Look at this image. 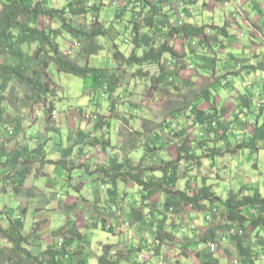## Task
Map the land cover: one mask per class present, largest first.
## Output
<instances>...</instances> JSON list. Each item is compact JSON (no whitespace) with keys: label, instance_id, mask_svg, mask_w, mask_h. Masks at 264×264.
I'll return each instance as SVG.
<instances>
[{"label":"rangeland","instance_id":"374dc122","mask_svg":"<svg viewBox=\"0 0 264 264\" xmlns=\"http://www.w3.org/2000/svg\"><path fill=\"white\" fill-rule=\"evenodd\" d=\"M149 1L85 0L84 6L88 9L86 14L67 15L73 29L82 32L91 31L97 26L106 29V35L94 38V47H101L96 54L87 55L86 49L93 45L88 44L82 36H73L67 28L62 29L55 38L60 45V53L78 65L87 64L109 72L115 71L119 80L118 87L112 93L104 87H95L91 77L59 72L54 64L50 65V86L44 93L16 84L15 81L7 84L0 75V84L6 87L5 94L8 95L9 90L14 89V94L10 96L12 105L7 112L8 122L0 126V149L3 146L5 150L15 152L24 146L36 149L43 145L48 158L63 159L68 166H71L70 163L75 165L66 169L62 165L47 164L39 172V160L32 156L35 160L29 163L25 188L17 189L19 192L15 191L9 179L0 177V210L9 211L12 217L23 219L25 234H32L34 228L37 230L34 232L36 236L31 239L33 243L29 245L35 254L57 244V239L50 233L51 229L75 222L85 235L82 242L84 252L81 256L69 257V264L80 259H85L88 264H97L106 245H109L110 256L118 259L120 254H125L130 248L129 243L142 245L130 264H204L209 259L215 260L214 264L236 263V248L227 235L228 227L221 205L217 207L215 219L206 220L203 212L190 207H185L184 211L177 214L162 206L163 194L157 192L145 199L138 184L122 178L113 184L112 178L105 175L103 169L113 172L117 164L136 165L146 152L147 142L151 145V142H157L159 147L152 150L144 164H158L161 157L165 161L174 159L177 156V143L181 142L185 134L196 141L197 136H203L199 132L202 131L208 136V142L213 144L205 141L207 147L198 150L202 152L200 159H192L188 163L181 161L177 186L184 188L187 180L191 181L192 187L199 186L203 181L211 182L213 191L224 198L232 187L237 190L246 185L259 189L264 195V148L256 150L249 147L224 156L213 153L216 150L212 148L213 145L222 147L229 143L232 147L242 143L250 137L246 132L247 127L251 131L253 129L248 125L237 128L235 132L236 121H217L222 130L228 129V141H220L215 135H208L203 126H192L193 118L189 117V108L194 103L201 107L212 105L202 100L205 90L211 92V101L221 104L231 91L237 90V94L239 89L245 88V82L253 83L248 89L258 85L260 78L252 73L251 68L248 70L250 66L243 60L245 56L255 58V54H259L262 60L264 39L256 40L245 24L239 26L236 21L223 22L224 7L206 10L205 6L209 7L207 1L196 9L198 0H186L187 18L184 20L192 19L193 22L212 26L207 38L198 39L192 44L182 35L170 37L164 26L175 24L172 15L177 12L178 0H162L156 14L151 10L154 0ZM225 1L217 0L216 4L225 5ZM53 3L63 8L66 0H53ZM146 18L152 20L153 25L148 23L147 27L141 26ZM157 20L161 21L162 28L157 27ZM136 23H139L140 33L150 32L156 47L168 41L185 57L177 64H164L165 70L170 72L169 84L156 81L160 72L155 64L128 66L122 57H115L116 51L125 57L130 55ZM229 23L232 26L231 36L224 38L219 27L225 25L228 28ZM259 23L264 25V14ZM45 25L54 29L61 27L59 23L50 21ZM256 30L260 32L259 28ZM250 38L257 41L259 47L248 48V54H243L238 45L232 48L225 46L226 41L247 44ZM74 41L79 42L80 46L68 54L67 50ZM36 47V44L24 45L22 49L32 54ZM142 51L143 48L138 51V55ZM229 51L234 53V58L230 57ZM185 62L194 63L195 68L188 69ZM28 75L32 77L33 72L29 71ZM259 95V98L256 94L254 96L256 104L260 102L264 105V96L262 93ZM232 98L233 94L230 100L235 104L232 110L236 113L240 106L235 100L236 96ZM53 111H56V116H52ZM87 115L97 118L91 120ZM173 125L177 131L185 130L183 136H175ZM8 128L13 129L14 134L5 137ZM69 174L71 178L66 180ZM102 221L111 226L112 231L103 230ZM0 222L4 226L8 225L5 220ZM159 227L172 237L162 242L155 240L153 245H147L150 244L148 242H154V232ZM209 228L217 229L218 239L214 241L216 247L213 251L208 242L201 240ZM250 229L247 231L252 236L255 264H264V242L260 241V238L264 239V229Z\"/></svg>","mask_w":264,"mask_h":264},{"label":"trees","instance_id":"16d2710c","mask_svg":"<svg viewBox=\"0 0 264 264\" xmlns=\"http://www.w3.org/2000/svg\"><path fill=\"white\" fill-rule=\"evenodd\" d=\"M148 2L150 3L149 0ZM153 2L151 10L156 14L159 3L162 0H154ZM84 3L85 0H66L65 6L58 8L53 3V0H0V58L3 59V62L0 63V75L3 76L5 83L9 84L15 81L16 84L27 86L30 89L36 88L37 92L44 93L50 86V65L54 64L59 72L83 78L91 77L94 81V86L97 88L104 87L111 93L116 90L119 77L115 71L109 72L107 69L92 67L87 64L84 66L78 65L75 61L60 53V45L55 40L62 29L65 28L75 37L82 36L90 45H93L95 36L106 35L107 31L102 26H97L91 31L85 32L70 27L66 16L86 14L88 9L85 8ZM183 5H187L186 0L177 1V12L173 15L176 20L178 11L184 9ZM93 8L96 7L93 6ZM47 21L55 24L59 23L61 25L60 29L46 27ZM148 23L153 25V21L146 18L141 26L147 27ZM137 24L139 25V23L134 25V45L130 55L125 57L121 52L116 51L114 53L115 57L117 59L122 57L128 66H141L144 63H153L160 72L156 81L158 83L166 81L165 85L169 84L170 72L165 70L166 66L164 64L173 59H175L177 64L182 61L183 56L168 41L160 43L156 47L152 36L140 33V28ZM157 27L162 28L160 20H157ZM211 28L212 26L207 24L194 25L185 22L182 25L164 26L166 33L170 37L182 35L192 42H196L198 39L205 40ZM219 32L227 37V26L219 27ZM32 44L37 46L32 54L22 49V46ZM94 46H89L86 49L87 55L96 54L101 49V47ZM141 48H143V51L138 55V51ZM164 57L167 58L164 59ZM33 65L36 67H32ZM193 65L195 66L194 63ZM251 67L264 71V60L259 61L256 65H251ZM29 71L33 72L32 77H29ZM219 81L221 84L223 83V81ZM5 89L6 87L0 84V126L8 122L7 116L9 113L7 112H9L8 108L12 105L10 96L12 97L14 94L13 88L9 90L8 95L5 94ZM202 97V100L209 101L212 105L207 109H203L197 103L190 106L189 117L193 118L192 126L201 125L208 135L213 134L220 141H228V129L222 130L220 123H217V121H222L223 109L219 113L216 107L217 102L211 101L212 94L209 90H205ZM243 97L245 100L241 101L243 107L238 110L239 114L253 113L256 120L263 117L264 105H260L258 109L255 108L257 110L255 112L251 110L252 96L245 94ZM253 124V134L248 139H244L242 143L232 147L229 143L224 144V147L213 145L214 147L212 148L216 150L213 153H217L218 156H224L228 153H238L244 148L254 147L256 150L259 147L264 148V121L260 126L256 122ZM173 129L175 130L176 126ZM10 130L13 129L8 128L6 135ZM175 132V136H183L182 133L185 130H175ZM199 132L203 136H198L196 141L191 139L188 134H185L181 142L177 143V156L174 159L165 161L161 157L158 159L160 161L158 164H144V160L150 156L152 150L159 147L156 145L158 144L157 142H151L152 145L147 142L146 152L136 165L123 166V164H117L113 172L105 168L103 169L104 173L112 178L111 182L113 184L119 178L124 181L135 182L140 186L145 199L157 192L163 194L162 206L166 209L170 208L171 211L173 210L177 214L184 211L185 207H190L196 211L203 212L204 215H209L210 219L212 217L215 219L218 215L217 207L221 205L225 216V224L228 227L227 235L236 248L235 264L237 262L239 264H255L256 256L255 252H253L252 236L247 230L249 228H251L250 230L264 229V195L261 194L259 189L242 185L237 190H229L227 196L222 198L213 191L212 185L206 183V181L201 182L197 187H192L190 180H187L184 188L177 186L181 161L188 163L192 159H200L202 154H197L195 146H197V149H205L207 147L205 141L208 143V139L204 138L206 135L202 131ZM1 147L0 177L4 176L9 179L13 183L16 192H19L17 189L24 190L25 188L29 163L35 160L32 156H36L37 160H39V172L47 164L62 165L66 169L75 166L73 163L68 166L63 159L53 160L48 158L43 145L38 146L36 149H29L28 146H24L15 152L7 151L3 146ZM87 166L86 168H88ZM123 167H125L124 171H122ZM88 170L90 171V169ZM134 170L135 172H133ZM70 178L71 175L69 174L65 179L69 180ZM76 189L80 190L81 188L76 187ZM111 191L113 192V189ZM2 220L8 222V225L4 226L0 222V264H69V257L81 256L84 252L82 242L85 240V235L76 226L75 222L65 223L51 229L50 233L57 239V244L40 254H35L29 249V245L33 243L31 239L36 236L34 232L37 230L34 228L32 234H25L23 232V219L12 217L11 213L6 210H0V221ZM101 227L105 231H112V227L108 226L105 221L101 222ZM230 229H233L235 233L230 232ZM216 230L215 228H209L201 240L208 243L217 241ZM168 237L171 238L172 235L164 231L162 227H159L154 232V242L147 241L150 244H146L151 246L153 245L152 243L156 242L155 240L162 242ZM139 241L142 240L140 239ZM260 241L264 242V239L260 238ZM130 242L132 241L130 240ZM141 246L129 243L130 248L124 252L125 254H120L118 259H114L110 256L109 245H106L98 258L97 264H119L121 261L125 262V264H130L134 262V254L141 250ZM214 261L209 259L204 264H214ZM73 264L88 263L85 259H80Z\"/></svg>","mask_w":264,"mask_h":264},{"label":"crops","instance_id":"0c3cea01","mask_svg":"<svg viewBox=\"0 0 264 264\" xmlns=\"http://www.w3.org/2000/svg\"><path fill=\"white\" fill-rule=\"evenodd\" d=\"M207 1H208V6L209 7L205 6L206 7V10H212V11H214L216 8H219V7L222 8V7H224L222 9L223 12H224L223 13L224 14V16H223V22H225L227 20L230 21V22L236 21L239 24V26H241V24H245L247 26L250 34L256 40H258L259 38H262V37L264 39V25H261L259 23V21L262 19V14H264V0H226L225 3H224L225 5L220 4V6H218V4H216V1L217 0H214V1L213 0H198L197 3H196V5H195L196 9H198V6L199 5L206 4ZM237 9H240L243 12V14H244L243 17H241L238 14V12L236 11ZM190 12H192V11H190ZM228 15L230 16V19H229ZM197 18H200V17L197 15ZM172 19L176 22V18L173 15H172ZM190 20L191 21H185L184 20V22L185 23H192L194 25L206 24V23H199V22H196V21L193 22L192 19H190ZM250 22H252L253 25ZM256 28H259L260 29V32H258L256 30ZM227 29H228V37H229V36H231L230 30L232 29V26H231L230 23H229V26H228ZM223 37L224 38H227L225 36H223ZM235 45L240 46V51L243 54H248L249 53V52H247V49L248 48L252 49V48H254L256 46L259 47V44L257 43V41H254L253 38L248 39L247 44H243V45L242 44H239V43L233 44V43H230V42H227V41L225 42V46L227 48H229V47L232 48ZM228 53H229V55H230L231 58H234V53H232L230 51ZM255 55H256L255 58H251V56H249V57H246L245 56L244 57V60L243 61H246V63H247L246 65H249L251 67V65H256L259 61H261L260 56H258L259 54H255ZM184 59H185V57H184ZM262 60H264V57L262 58ZM235 61H237V60L235 59ZM250 67L248 68L249 71H250ZM251 69L253 70L252 73H254L256 76H258V78H260L259 83H258V85H256L255 89L254 88H252V89L242 88V89H239L238 90V93L236 94V91L237 90L236 91H231L233 89L232 88L230 90L231 92L229 94V97L227 99L223 100V103H221V104L218 103L216 105L217 110H219V113H221V110L222 109L224 111V114L221 115V119L224 122L225 121L228 122L230 120L236 121L235 127H234V129H235L234 131L235 132H237V130H236L237 128H239V127H247L248 125H249V127H251L253 129V125H250L248 123H254V122H256L257 125L260 126L263 123V121H264V113L262 115L263 117L259 118L258 120H255V116H254L253 113H250V114H248V113L239 114L240 113V112H238L239 109L236 111V113H234L233 110H232V107L235 106V104L232 102L233 100H230L231 94H233V98L232 99H234V97L236 96V99L235 100L238 101L237 104H238V106H240V108L243 107L241 101L242 100H245V98L243 97L245 94H250L252 96V98H253L254 97L253 94H255L254 91L255 92L258 91L260 94L262 93L263 96H264V71H262V70H256V69H254L252 67H251ZM237 87H238V85L236 86V88ZM252 100L253 99H251V108H252L251 110H254L256 112L257 110H255V108L253 106V103H252ZM230 104H231V106H230ZM202 108L203 109H207V108H210V106H206V107H202ZM253 116H254V119L252 118ZM251 120H252V122H251ZM246 132L248 133L249 136H251V134H253V130L251 131L250 128H248V127L246 129ZM236 137H238V136H236ZM204 138L205 139H208V136L206 135ZM208 143L211 145L212 142H208ZM216 146H219V145H216ZM195 149L197 150V154H202V152L199 153V151H198V150H201L202 151L201 148L200 149H197V146H195ZM210 183H208V184H210ZM232 189L235 190L233 187H232Z\"/></svg>","mask_w":264,"mask_h":264},{"label":"built area","instance_id":"2783aa9c","mask_svg":"<svg viewBox=\"0 0 264 264\" xmlns=\"http://www.w3.org/2000/svg\"><path fill=\"white\" fill-rule=\"evenodd\" d=\"M91 5V3H89V6ZM187 6V5H186ZM186 6L185 5H183V7H184V9L183 10H180V11H178V14H177V20H176V23H175V25H182L183 23H184V19L186 18V13H185V9H186ZM237 12H238V14L241 16V17H243L244 16V14H243V12L240 10V9H237L236 10ZM193 44L195 43V42H192ZM80 46V43L79 42H77V41H74L73 43H71L70 44V47H69V49L67 50V53L68 54H72V52H73V50L74 49H76V48H78ZM186 65H187V68L188 69H194L195 68V66L192 64V63H186ZM253 85V83H252V81H247V82H245L244 83V87H250V86H252ZM255 85H257V84H255ZM254 87H256V86H254ZM253 87V88H254ZM254 93L257 95L256 97L257 98H259V92L258 91H254ZM255 94H254V96H255ZM257 100V99H256ZM256 100L254 99V102H255V106L256 107H259L262 103H258V104H256ZM264 102V101H263ZM38 115H41L40 113L38 114ZM52 116H56V111H53L52 112ZM87 118H92V119H95V116H89V115H87ZM14 134V131L13 130H10L9 131V133L5 136V137H10V136H12ZM205 216V219L206 220H209L210 219V216L209 215H204ZM184 231V230H183ZM230 232H232V233H235V231L233 230V229H230L229 230ZM208 246H209V248L211 249V251H213L215 248L214 247H216V244H215V242L214 241H210L209 243H208Z\"/></svg>","mask_w":264,"mask_h":264},{"label":"clouds","instance_id":"9594fccd","mask_svg":"<svg viewBox=\"0 0 264 264\" xmlns=\"http://www.w3.org/2000/svg\"><path fill=\"white\" fill-rule=\"evenodd\" d=\"M92 5V4H91ZM90 5V6H91ZM150 32H148V34H149ZM242 35V34H241ZM152 36V35H151ZM191 43H192V41H191ZM193 44V43H192ZM167 57H164V59H166ZM182 60H184V57H183V59ZM165 62V61H164ZM182 62V61H181ZM172 63H176V61H175V59H173V60H171L170 62H168L166 65H169V64H172ZM186 63H188V62H185V64ZM191 63V62H190ZM193 64V63H192ZM105 92V91H104ZM253 100H252V103H253V106H254V108H256V109H258L259 107H256L255 106V102H254V99H255V97H253L252 98ZM261 105H263V103L261 104ZM89 116H91V115H89ZM92 116H95V115H92ZM97 118V116H95V119ZM88 119H91V120H95V119H92V118H88ZM238 138V137H237ZM255 181V180H254ZM203 216H204V213H203Z\"/></svg>","mask_w":264,"mask_h":264},{"label":"bare ground","instance_id":"6f19581e","mask_svg":"<svg viewBox=\"0 0 264 264\" xmlns=\"http://www.w3.org/2000/svg\"><path fill=\"white\" fill-rule=\"evenodd\" d=\"M239 230V229H238Z\"/></svg>","mask_w":264,"mask_h":264}]
</instances>
